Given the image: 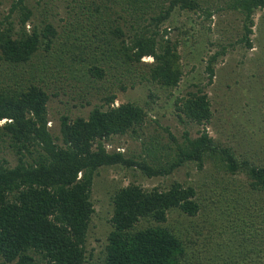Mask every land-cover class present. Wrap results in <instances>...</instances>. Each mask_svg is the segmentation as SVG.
I'll return each mask as SVG.
<instances>
[{
  "label": "trees",
  "instance_id": "trees-1",
  "mask_svg": "<svg viewBox=\"0 0 264 264\" xmlns=\"http://www.w3.org/2000/svg\"><path fill=\"white\" fill-rule=\"evenodd\" d=\"M27 1L11 0L0 17V151L14 162L0 158V264H264V164L208 136L204 91L171 99L178 124L201 127L196 137L184 131L179 141L167 127L164 142L142 134L150 123L160 127L147 110L156 93L171 97L182 78L180 41L161 29L171 13L206 21L232 12L239 42L251 49L252 16L264 0H58L59 24L45 9L51 0ZM174 30L193 37L190 28ZM227 46L207 58V84ZM137 86L147 88L146 107L113 105ZM52 100L64 107L56 132L47 127ZM84 108L86 116H71ZM115 137L139 142V153L107 151ZM189 164H207L208 179L112 190L109 231L91 261L85 243L98 170L164 179Z\"/></svg>",
  "mask_w": 264,
  "mask_h": 264
},
{
  "label": "rangeland",
  "instance_id": "rangeland-1",
  "mask_svg": "<svg viewBox=\"0 0 264 264\" xmlns=\"http://www.w3.org/2000/svg\"><path fill=\"white\" fill-rule=\"evenodd\" d=\"M1 1L0 17L6 14L11 0ZM33 2L34 0L27 1L30 5ZM63 4V1L51 0V6L49 3L45 5L54 24H57L58 19L64 16ZM252 19L253 26L249 35L251 49H246L243 43L239 42L243 33L240 18L232 12L214 15L206 21H198L195 15L185 12L173 11L171 13L161 29L167 31L166 37L170 41L175 39L180 41L177 51L182 67V78L177 89L172 91L171 97L165 98L161 93H156L157 98L153 99V103L147 110L149 119L158 121L160 127L150 123L146 129L142 130L143 135L159 134L164 142L167 137L162 128L167 127L168 131L179 141L184 131L188 132L189 137H196L201 127L178 124L172 110L171 99L177 95L182 96L187 91H193L197 87L204 91L210 104L212 117L205 127L208 136L220 145L230 147L248 161L264 164V9L256 11ZM200 24L209 31L200 33ZM174 27L179 30L190 28L192 39L185 40L184 37L182 40ZM191 27H193L192 30ZM220 45L232 47L227 46L224 55L212 64L214 74L210 83L207 84L206 60L219 50ZM142 60L151 61L150 58ZM148 100L147 88L137 86L124 93H118L113 105L117 106L129 101L146 107L144 104ZM88 109H70L71 116H86ZM47 110V127L56 132L58 117L64 113V107L58 101L52 100L48 103ZM105 148L107 151L128 152L133 155L139 153L140 150L139 142L126 137L112 138L106 143ZM0 158L8 161L9 166L14 164L12 157L5 150L0 151ZM208 171L207 164H204L201 170L189 164L167 178L146 179L142 176L131 178L130 174H124L116 168L98 170L97 176L93 179L94 185L92 182L91 202L94 212L90 218L85 243L87 253H91V261L99 259V252L109 231L107 220L111 214V208L108 197L112 190L123 187L129 182L137 183L143 189L153 187L164 189L174 181L196 185L201 180L208 179ZM202 226H204L203 229L208 230L205 233H214L215 229L207 226V222H203ZM207 257H210L208 253L205 255V258Z\"/></svg>",
  "mask_w": 264,
  "mask_h": 264
}]
</instances>
